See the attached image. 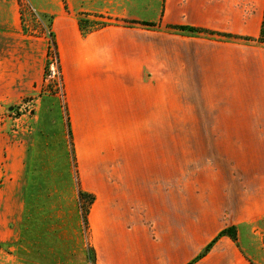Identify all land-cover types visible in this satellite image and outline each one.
Masks as SVG:
<instances>
[{"label": "crops", "instance_id": "1", "mask_svg": "<svg viewBox=\"0 0 264 264\" xmlns=\"http://www.w3.org/2000/svg\"><path fill=\"white\" fill-rule=\"evenodd\" d=\"M263 17L264 0H163L160 31L84 33L75 19L58 20L97 264H254L246 239L229 236L197 257L226 227L264 222V46L242 43L258 38ZM203 66L227 77L225 105L187 106L183 79L171 85ZM14 148L11 183H20L25 154Z\"/></svg>", "mask_w": 264, "mask_h": 264}, {"label": "rangeland", "instance_id": "2", "mask_svg": "<svg viewBox=\"0 0 264 264\" xmlns=\"http://www.w3.org/2000/svg\"><path fill=\"white\" fill-rule=\"evenodd\" d=\"M162 9L163 0H0V264H97L88 227L91 205L67 122L58 20L75 19L84 33L147 24L160 31ZM249 38L242 43L255 53L264 46V33ZM204 72L171 76V85L183 79L187 106L225 105L227 77ZM15 146L25 154L20 183L17 177L11 183ZM176 161L171 154V179H177ZM245 235L247 256L264 264V222Z\"/></svg>", "mask_w": 264, "mask_h": 264}, {"label": "trees", "instance_id": "3", "mask_svg": "<svg viewBox=\"0 0 264 264\" xmlns=\"http://www.w3.org/2000/svg\"><path fill=\"white\" fill-rule=\"evenodd\" d=\"M147 24V23H144ZM147 25H153V24H147ZM177 29L181 30V31H189V32H193V31H199V29L197 28H193V27H185V26H180L177 27ZM263 29V28H262ZM261 29V33H264V31ZM228 37H232L230 35H228ZM246 40H251V38L246 37ZM248 228L247 224H241V225H232L229 227H226L225 229H223L222 231L219 232V234L215 237V239H213L204 249V251L199 255L200 256L204 255L205 253H207L215 244V242L222 236H229L231 237L234 241H236L238 244L239 240H245L246 239V235H245V231ZM244 232V233H242Z\"/></svg>", "mask_w": 264, "mask_h": 264}]
</instances>
